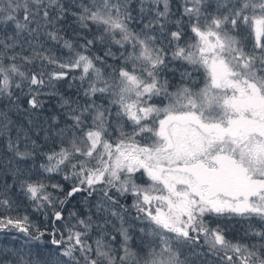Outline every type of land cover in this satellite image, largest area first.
<instances>
[{
  "label": "snow or ice",
  "instance_id": "snow-or-ice-1",
  "mask_svg": "<svg viewBox=\"0 0 264 264\" xmlns=\"http://www.w3.org/2000/svg\"><path fill=\"white\" fill-rule=\"evenodd\" d=\"M0 98V264H264V0H0Z\"/></svg>",
  "mask_w": 264,
  "mask_h": 264
},
{
  "label": "trees",
  "instance_id": "trees-1",
  "mask_svg": "<svg viewBox=\"0 0 264 264\" xmlns=\"http://www.w3.org/2000/svg\"><path fill=\"white\" fill-rule=\"evenodd\" d=\"M41 41L44 42L45 48L51 49V51L61 57H66L67 50L63 49L61 44H58L54 41H49L47 37H41ZM71 75H79L78 70L71 73ZM197 82L203 84L204 75L203 70L200 73H196ZM169 78H171V74H169ZM178 79V77H177ZM68 83H72L75 85L76 81H68L61 82L58 84V88L60 91L67 92L71 94L75 91V87L69 88ZM0 113H6L12 125V137L15 138V134L17 129L20 126H24L25 128L29 127L28 125V116H26L22 111H17L7 104V101L4 98H0ZM43 119V117H41ZM31 134V133H30ZM43 137L41 136V142ZM8 136L6 134H0V185L7 184L10 187L9 196L15 202V207L18 211H14L12 214L16 215H24L27 214L31 220L35 223L40 224L44 222V218L39 211H36L32 207V202L28 200V198L22 193L19 187V183L16 181V177L12 171V166L8 164L9 159L11 158L12 153L9 151L8 147ZM44 163V160L41 158L37 160L36 166L33 167L31 162H29V167L33 174L38 173L39 168L38 165ZM59 176H55V178L50 183H55L60 181ZM49 191H53L51 188ZM131 201H129L130 203ZM68 209H66L67 211ZM75 210V209H73ZM134 211V210H133ZM223 223L227 224L229 232L231 235H242V229L247 227L246 222L239 217H232L231 219H227L225 217L220 218ZM47 242V239H45ZM37 242L28 240L24 234L16 232L15 230L8 231L7 229L0 230V248L7 249H24L27 246L33 245ZM43 247V245L41 246Z\"/></svg>",
  "mask_w": 264,
  "mask_h": 264
},
{
  "label": "rangeland",
  "instance_id": "rangeland-1",
  "mask_svg": "<svg viewBox=\"0 0 264 264\" xmlns=\"http://www.w3.org/2000/svg\"><path fill=\"white\" fill-rule=\"evenodd\" d=\"M220 218H221V217H219V218H217V219H219V220H220ZM222 218H223V217H222ZM239 218H240V217H239Z\"/></svg>",
  "mask_w": 264,
  "mask_h": 264
}]
</instances>
